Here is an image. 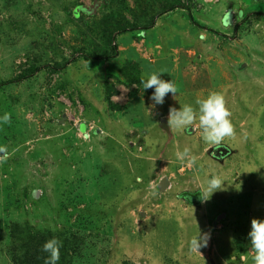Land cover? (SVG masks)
<instances>
[{
    "label": "rangeland",
    "instance_id": "obj_1",
    "mask_svg": "<svg viewBox=\"0 0 264 264\" xmlns=\"http://www.w3.org/2000/svg\"><path fill=\"white\" fill-rule=\"evenodd\" d=\"M190 1L199 24L235 39L224 44L177 10L143 37H117L111 62L78 59L0 90V264H15L14 224L79 234L69 264H254L251 220L264 221V18L255 13L264 0ZM80 4L93 16L77 11ZM113 7L111 0H0V81L24 65L101 48L91 28ZM245 13L254 18L234 31ZM126 62L138 65L141 80L163 73L176 97L155 105L154 89L127 85ZM107 80L118 109L107 106ZM211 92L225 96L236 130L222 142L232 151L222 162L207 154L213 146L198 121L185 131L167 123L170 108L197 107ZM185 148L195 165L177 159ZM213 176L222 190L194 202ZM199 234L210 237L200 254L190 249Z\"/></svg>",
    "mask_w": 264,
    "mask_h": 264
},
{
    "label": "trees",
    "instance_id": "obj_2",
    "mask_svg": "<svg viewBox=\"0 0 264 264\" xmlns=\"http://www.w3.org/2000/svg\"><path fill=\"white\" fill-rule=\"evenodd\" d=\"M114 6L109 11L101 15V17L93 22L91 34L100 38L103 41L102 47L93 45V49L89 51L77 50L74 51L69 59H63L60 62L53 64L46 63L40 65H24L20 73L11 81H0V90L3 86L11 83H19L32 78L41 70H47L50 74H57L64 70L69 64L75 63L78 59H85L89 61L111 62L118 56V46L116 44L117 37L127 34L135 33L136 36L144 35L145 31L156 26L161 18H165L169 13H176L177 10L182 11L183 17H186L188 22L197 28L206 29L212 37L221 39L222 43H229L235 39V33L231 37L221 35L219 32L203 27L194 17L191 7L184 3V0H133L132 6H129L126 0H111ZM187 2L191 3L190 0ZM77 11L84 12L89 16H93V12L89 7L83 8V5H78ZM186 14V15H185ZM258 18H264V11L262 13H255ZM250 18H254L251 14L245 13L236 25L234 31L239 30L241 26L249 24ZM133 36V35H132ZM86 41V40H85ZM84 41V42H85ZM138 65L126 62L122 67V74L127 80V85L142 86L139 72H137ZM115 88V89H114ZM118 94L115 85L107 80L105 82V100L107 106L111 109H118V105L112 101V97ZM216 161V160H215ZM218 162V161H217ZM201 195H195V201L199 203ZM52 238H57L61 241L60 260L58 264H69L73 253H76L81 241L79 234L67 235L56 234L49 230H22L19 225H12L10 229V254L15 264H45L48 254L42 251L44 243ZM77 254H82L80 250Z\"/></svg>",
    "mask_w": 264,
    "mask_h": 264
},
{
    "label": "clouds",
    "instance_id": "obj_3",
    "mask_svg": "<svg viewBox=\"0 0 264 264\" xmlns=\"http://www.w3.org/2000/svg\"><path fill=\"white\" fill-rule=\"evenodd\" d=\"M161 74L152 73L147 79L141 80L143 90L154 89L150 99L155 105H163L165 97L171 93L176 97L177 88L172 81L161 79ZM197 107L186 104L180 107L169 109L168 126L170 129L185 131L191 128L197 121L201 130V138L206 144L219 147L225 139L234 138L236 135L235 126L231 121L232 112L227 107L225 96L219 92H211L205 99L195 101ZM10 114L5 113L2 123H10ZM6 152L5 148H0V153ZM177 159L187 160L190 165H195L197 158L191 155L189 149L176 153ZM6 158V157H5ZM223 181L219 176H213L207 182L206 189L201 193L203 200L211 198L212 194L222 190ZM251 241V253L254 264H264V221L259 219L251 220V230L249 232ZM209 236L200 234L190 241V249L199 253L201 247H207ZM62 243L57 238H52L44 243L42 251L48 254L45 264H58L60 260V248ZM200 254V253H199Z\"/></svg>",
    "mask_w": 264,
    "mask_h": 264
},
{
    "label": "water",
    "instance_id": "obj_4",
    "mask_svg": "<svg viewBox=\"0 0 264 264\" xmlns=\"http://www.w3.org/2000/svg\"><path fill=\"white\" fill-rule=\"evenodd\" d=\"M161 125L165 126V120L161 119ZM232 151L225 145H220L219 147L213 146L207 150V154L212 157V159L222 162L226 157L231 155ZM167 187L166 178H163L161 181V189Z\"/></svg>",
    "mask_w": 264,
    "mask_h": 264
},
{
    "label": "flooded vegetation",
    "instance_id": "obj_5",
    "mask_svg": "<svg viewBox=\"0 0 264 264\" xmlns=\"http://www.w3.org/2000/svg\"><path fill=\"white\" fill-rule=\"evenodd\" d=\"M221 145H223V144H221ZM226 146V145H225ZM212 158V157H211ZM226 159V158H225ZM214 160V159H213Z\"/></svg>",
    "mask_w": 264,
    "mask_h": 264
}]
</instances>
